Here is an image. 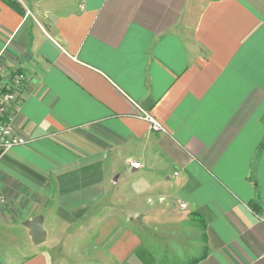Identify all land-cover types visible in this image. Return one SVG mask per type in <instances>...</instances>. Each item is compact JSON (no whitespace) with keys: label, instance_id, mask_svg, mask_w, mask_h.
<instances>
[{"label":"crops","instance_id":"0c3cea01","mask_svg":"<svg viewBox=\"0 0 264 264\" xmlns=\"http://www.w3.org/2000/svg\"><path fill=\"white\" fill-rule=\"evenodd\" d=\"M16 1L0 49L27 75L26 141L0 153V264H264V0Z\"/></svg>","mask_w":264,"mask_h":264},{"label":"built area","instance_id":"2783aa9c","mask_svg":"<svg viewBox=\"0 0 264 264\" xmlns=\"http://www.w3.org/2000/svg\"><path fill=\"white\" fill-rule=\"evenodd\" d=\"M2 49H0V153L26 141L15 130V118L23 99L27 75L24 71L15 67H7L3 63ZM135 105L139 110V116L146 119L153 130H166L164 125L152 117L146 110L137 104ZM129 165L133 168H138L141 166V162L130 160ZM4 201L5 197L0 194V204ZM179 205L183 207L185 203L179 202Z\"/></svg>","mask_w":264,"mask_h":264},{"label":"rangeland","instance_id":"374dc122","mask_svg":"<svg viewBox=\"0 0 264 264\" xmlns=\"http://www.w3.org/2000/svg\"><path fill=\"white\" fill-rule=\"evenodd\" d=\"M117 209V208H116ZM120 209V208H118ZM147 219H148V216H147ZM143 222V226L144 227H141V231H142V234L144 237H146L148 235V233H153L150 234L152 236H156L157 238V248H161L162 246H166V247H169V246H175V249L176 251H181L180 250V245L183 244L184 246V234L180 231L181 228L179 226L178 230H176V233L173 235V236H157V232L154 233L153 231H150L152 230V226L151 224L149 225L148 222H146V217L144 220H142ZM184 232V231H183ZM167 237V239H166ZM182 239V241H181ZM174 242V243H173ZM162 250V249H161ZM155 252L154 254H147L145 256V259L148 260V261H151V262H155L156 264H179V259L183 258L184 256H179V258H176V256H174L173 254H169V253H164V251H160L159 249H155ZM170 252V250H169ZM87 261H89L87 263ZM78 262H85L86 264H99L98 261H94V260H83V259H80L78 260ZM181 264V263H180Z\"/></svg>","mask_w":264,"mask_h":264},{"label":"water","instance_id":"95a60500","mask_svg":"<svg viewBox=\"0 0 264 264\" xmlns=\"http://www.w3.org/2000/svg\"><path fill=\"white\" fill-rule=\"evenodd\" d=\"M29 228V235L33 243H40L45 238V229L42 225V218L40 215L32 217L25 222Z\"/></svg>","mask_w":264,"mask_h":264},{"label":"trees","instance_id":"16d2710c","mask_svg":"<svg viewBox=\"0 0 264 264\" xmlns=\"http://www.w3.org/2000/svg\"><path fill=\"white\" fill-rule=\"evenodd\" d=\"M16 6H17V1L16 0H11Z\"/></svg>","mask_w":264,"mask_h":264}]
</instances>
